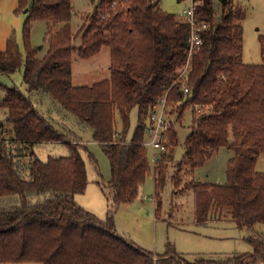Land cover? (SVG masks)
<instances>
[{"label":"trees","instance_id":"trees-1","mask_svg":"<svg viewBox=\"0 0 264 264\" xmlns=\"http://www.w3.org/2000/svg\"><path fill=\"white\" fill-rule=\"evenodd\" d=\"M99 0L89 24L71 20L73 0H19L28 12L24 26L25 53L14 34L0 50V73L24 67L27 91L6 86L1 104L8 110L12 137H0V262L39 261L43 264H264V236L253 235V250L227 257L190 261L169 245L163 253L147 250L120 234L115 208L140 196L152 174L155 198L162 204L168 163L174 159L178 132L174 120L168 130V150L152 166L144 143L152 107L167 96L172 113L182 122L195 107L185 154L177 167L193 170L205 164L222 146L233 150L226 184L192 180L195 220L207 222L213 206L227 209L239 227L264 222V173L257 170L264 152V34L262 62L243 58L247 11L233 0H203L196 16L208 22L199 48L190 54V27L181 16L161 7V0ZM49 22V47L38 56L31 43L32 22ZM59 26L55 29L53 25ZM111 49V74L90 85H75L72 62ZM183 85L189 90L185 92ZM48 94L58 109L74 114L89 126L93 138L109 157L113 203L105 220L83 207L76 195L88 185L81 140L68 126L56 125L35 105L31 93ZM139 119L128 138L130 113ZM199 108L200 110H198ZM119 114L123 128H117ZM76 137V138H75ZM65 142L70 154L42 160L37 142ZM19 144V148L13 145ZM28 155L30 159L24 160ZM178 181V180H177ZM176 181V183H177ZM224 214V215H225Z\"/></svg>","mask_w":264,"mask_h":264},{"label":"rangeland","instance_id":"rangeland-1","mask_svg":"<svg viewBox=\"0 0 264 264\" xmlns=\"http://www.w3.org/2000/svg\"><path fill=\"white\" fill-rule=\"evenodd\" d=\"M98 0H73L75 14L71 20L72 30L77 37L75 44L82 42L80 28L89 24L91 14ZM188 0H161V7L182 16ZM217 16L221 13L220 0H214ZM238 8L247 11L244 24V51L246 62H262L260 35L264 34V0H233ZM28 17L26 10L19 8V0H0V50H4L12 34L16 36L21 50L25 53L24 26ZM49 22L37 19L32 22L31 43L38 48V56L42 57L48 50ZM58 24L53 25L55 29ZM41 46V47H40ZM24 67L12 74L0 73V137L10 140L12 124L6 121L8 110L1 104L6 86H18L27 91L24 82ZM73 82L75 85H90L111 74V49L103 46L90 57H82L75 52L72 62ZM37 108L50 117L53 122L62 124L73 130L81 140V153L86 161L88 185L83 193L76 195L77 201L86 209L105 220L113 203V188L110 185L112 169L109 157L102 145L94 140L92 129L83 125L77 117L64 109H58L48 94L31 93ZM195 107L189 108L184 119L179 121L177 113H172L175 128L178 132V144L174 149V159L168 163V179L162 192V204L159 207L155 198L153 172L142 185L139 199L134 202L120 203L115 208V223L118 232L131 239L139 246L158 253H163L169 245L174 246L177 253L190 260L200 258H223L234 254L253 250L250 237L264 236V222L251 227H239L231 218L227 209L211 207L208 221L198 223L195 220V192L189 187L192 180L226 184L227 168L233 150L228 146L220 147L207 159L204 165L196 167L193 172L185 165L180 170L177 165L185 154V142L191 130L192 114ZM139 119V109L134 107L130 113L128 138H131ZM117 128L122 130L123 124L117 114ZM76 138V137H75ZM19 148V144L13 145ZM36 156L42 160L70 154V147L65 142L42 141L33 146ZM152 166L153 154L149 147ZM28 155L24 160L30 159ZM256 168L264 173V152L258 157ZM178 180V181H177ZM177 181V183H176ZM225 214V215H224ZM0 264H43L39 261L0 262Z\"/></svg>","mask_w":264,"mask_h":264},{"label":"built area","instance_id":"built-area-1","mask_svg":"<svg viewBox=\"0 0 264 264\" xmlns=\"http://www.w3.org/2000/svg\"><path fill=\"white\" fill-rule=\"evenodd\" d=\"M99 1V0H98ZM203 0H188L187 5L182 11V19L189 24L190 27V54L200 47L203 42L201 32L208 28L209 24L206 21H201L196 16L198 6ZM117 0L113 1L116 4ZM185 92H188L187 85H183ZM167 96H163L152 107L149 117L148 125L145 132L144 143L152 149L153 163L155 164L161 157L163 152L168 150V130L171 127L173 118L172 111L169 105ZM200 110L199 108H197Z\"/></svg>","mask_w":264,"mask_h":264},{"label":"crops","instance_id":"crops-1","mask_svg":"<svg viewBox=\"0 0 264 264\" xmlns=\"http://www.w3.org/2000/svg\"><path fill=\"white\" fill-rule=\"evenodd\" d=\"M139 199V197L137 198V199H135L134 201H136V200H138ZM134 201H132V202H134ZM155 253H158V252H155Z\"/></svg>","mask_w":264,"mask_h":264},{"label":"water","instance_id":"water-1","mask_svg":"<svg viewBox=\"0 0 264 264\" xmlns=\"http://www.w3.org/2000/svg\"><path fill=\"white\" fill-rule=\"evenodd\" d=\"M41 47V46H40Z\"/></svg>","mask_w":264,"mask_h":264}]
</instances>
